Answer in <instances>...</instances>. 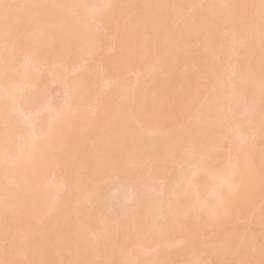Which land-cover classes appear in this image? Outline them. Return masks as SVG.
Instances as JSON below:
<instances>
[{"label": "bare ground", "instance_id": "bare-ground-1", "mask_svg": "<svg viewBox=\"0 0 264 264\" xmlns=\"http://www.w3.org/2000/svg\"><path fill=\"white\" fill-rule=\"evenodd\" d=\"M258 136L264 0H0V264H264Z\"/></svg>", "mask_w": 264, "mask_h": 264}, {"label": "rangeland", "instance_id": "rangeland-1", "mask_svg": "<svg viewBox=\"0 0 264 264\" xmlns=\"http://www.w3.org/2000/svg\"><path fill=\"white\" fill-rule=\"evenodd\" d=\"M108 32H110V31H108ZM107 39L109 40V38H107ZM106 40H105V42H107ZM90 65H91V67L94 66L93 63H90ZM44 75H43V77H44ZM118 80L119 79H116V83H117L116 91L117 92L121 88L120 85L122 83L121 81L118 82ZM128 84L129 83H126L125 85L128 86ZM49 88L50 89L48 90V93L54 98L53 100H55V99L58 100L57 98H59V93L57 92V88H58L57 84L56 83L55 84L52 83L49 86ZM104 91H106V88H104ZM258 137H261V136H258ZM261 138L263 140L264 137L262 136ZM116 181H118V180H116ZM263 182H264V180H263ZM158 184L159 183H157L155 186L158 187ZM106 185H107L106 182H104V187H106ZM121 189L124 190L122 187H115L112 190L113 191V194H115L114 196H117L118 197L120 195V193H122V192H120V191H122ZM112 191L110 192L111 195H112ZM258 197H260V198L252 201L253 202V205H254V208H255L253 210L254 213L252 215L249 214L247 216V219H249V230H250V232L253 231L254 233L260 232L261 229H262V226L264 225V207H263L264 206V197L262 195H259ZM113 202H114V199H113ZM109 215L111 216L112 215V212H110ZM249 216H250V218H249ZM256 216H258V217H256ZM247 219H238V223H242L243 221H245ZM263 234H264V232H263ZM263 234H261V235L263 236ZM62 252H64V251H62ZM56 261H60V257H59V255L57 253H56ZM228 264H241V263H236L233 260H231Z\"/></svg>", "mask_w": 264, "mask_h": 264}]
</instances>
